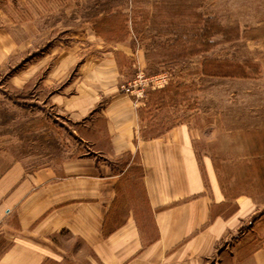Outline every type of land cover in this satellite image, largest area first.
Masks as SVG:
<instances>
[{"label":"rangeland","instance_id":"rangeland-1","mask_svg":"<svg viewBox=\"0 0 264 264\" xmlns=\"http://www.w3.org/2000/svg\"><path fill=\"white\" fill-rule=\"evenodd\" d=\"M121 43L119 75L104 73ZM164 75L151 86L150 76ZM80 79L118 85L146 134L196 127L200 148L226 159L224 174L262 186L264 0H0L1 161L102 157L109 142H85L81 118L54 107L65 83Z\"/></svg>","mask_w":264,"mask_h":264},{"label":"crops","instance_id":"crops-1","mask_svg":"<svg viewBox=\"0 0 264 264\" xmlns=\"http://www.w3.org/2000/svg\"><path fill=\"white\" fill-rule=\"evenodd\" d=\"M114 48L101 71L119 75ZM93 82L65 83L54 107L109 142L100 159L0 160V264H264V182L224 174L187 122L146 134L137 103Z\"/></svg>","mask_w":264,"mask_h":264},{"label":"built area","instance_id":"built-area-1","mask_svg":"<svg viewBox=\"0 0 264 264\" xmlns=\"http://www.w3.org/2000/svg\"><path fill=\"white\" fill-rule=\"evenodd\" d=\"M148 79H150V83H152V87H155V86H162V85H164V83L166 82V80H167V78H166V76L164 75V76H161V79H162V81L163 82H159V80L158 79H156L155 78V80L154 79H152V76H150ZM147 85H149V83L147 82Z\"/></svg>","mask_w":264,"mask_h":264},{"label":"trees","instance_id":"trees-1","mask_svg":"<svg viewBox=\"0 0 264 264\" xmlns=\"http://www.w3.org/2000/svg\"><path fill=\"white\" fill-rule=\"evenodd\" d=\"M213 29H214L215 32L222 31L220 24H215V25L213 26ZM229 74H230V73H229ZM231 75H234V73L231 72Z\"/></svg>","mask_w":264,"mask_h":264}]
</instances>
